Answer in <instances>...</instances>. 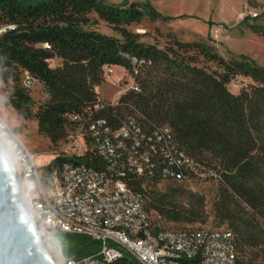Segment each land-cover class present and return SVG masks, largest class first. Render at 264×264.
Here are the masks:
<instances>
[{
  "label": "trees",
  "instance_id": "1",
  "mask_svg": "<svg viewBox=\"0 0 264 264\" xmlns=\"http://www.w3.org/2000/svg\"><path fill=\"white\" fill-rule=\"evenodd\" d=\"M145 18L167 20L148 2L0 0V27L9 28L0 35V80L9 105L28 118L32 100L22 86L25 74L40 83L47 99L34 118L38 133L51 146L66 139L68 129L75 126L74 115L95 114L117 123L139 112L142 124L170 128L178 147L199 166L200 175L213 170L218 179H211L219 181L221 190L246 205L252 219L264 218V68L244 55L226 60L206 43L172 39L164 49L144 44L130 27ZM97 20L119 38L92 29ZM250 29L264 39V26ZM132 58L145 63L135 78L138 92L119 97L114 109L94 113L96 105L104 104L97 92L104 69L117 66L130 72ZM54 59L60 64L51 67ZM236 77L253 84L234 95L227 85ZM70 162L101 164L91 147L83 156L55 157L47 170L59 176ZM127 183L143 196L155 231L189 230L206 220L201 210L179 199L187 191L185 183L159 178H128ZM227 206L224 202L217 209L213 226L240 215ZM246 223L233 225L230 232L237 264H256L262 242L246 233ZM64 238L65 258H85L99 250V243L89 237Z\"/></svg>",
  "mask_w": 264,
  "mask_h": 264
},
{
  "label": "built area",
  "instance_id": "2",
  "mask_svg": "<svg viewBox=\"0 0 264 264\" xmlns=\"http://www.w3.org/2000/svg\"><path fill=\"white\" fill-rule=\"evenodd\" d=\"M5 31L0 28V35ZM130 62V82L124 93L138 92L135 78L145 64L134 58ZM105 71L112 74V67ZM34 83L25 74L23 86L29 89ZM116 105L113 100L98 104L94 113ZM143 119L139 112L117 123L95 114L72 116L81 141H75L71 156H83L88 140L101 164L67 163L59 176L55 170L50 172L47 186L41 181L36 156L0 119V146L14 164L22 198L42 236H86L99 243L96 254L65 258L63 264H237L230 232L152 229L144 198L131 189L127 179L187 183L200 174L169 127L147 126ZM205 175L218 179L213 170Z\"/></svg>",
  "mask_w": 264,
  "mask_h": 264
},
{
  "label": "rangeland",
  "instance_id": "3",
  "mask_svg": "<svg viewBox=\"0 0 264 264\" xmlns=\"http://www.w3.org/2000/svg\"><path fill=\"white\" fill-rule=\"evenodd\" d=\"M111 4L145 3L148 2L163 18L167 20L151 21L143 19L139 25H132L130 30L139 34L140 42L155 45L164 49L170 40L181 42H201L209 44L226 60L244 55L254 60L264 68V39L255 34L251 26H264V0H105ZM254 15L256 18H254ZM96 19L95 16H92ZM1 29H9L0 27ZM92 29L104 35L119 38L107 24L97 20ZM211 38V39H210ZM56 59L50 62L51 67L58 66ZM209 67L211 65H208ZM213 67V66H211ZM214 68V67H213ZM104 82L97 89L100 102L109 104L112 100L117 102L125 93L122 91L130 82L128 71L122 67H112V74H106L104 69ZM252 81L244 77H236L228 85L230 93L237 95L243 88L252 85ZM23 86V84H22ZM32 100L29 108L30 116L25 118L22 111H17L8 103L7 92L0 80V119L14 133L23 146L36 156V165L40 171L44 186L50 182L48 164L57 156H71L74 154L75 141H81L76 126L68 129V136L56 146H51L49 140L38 133L34 114L39 106L44 104L47 95L43 86L35 81L28 89ZM91 150L86 143L85 153ZM84 153V154H85ZM186 193L179 199L195 209L204 213L205 222L188 226L189 230H218L233 232V225L247 222L245 231L257 237L262 242L256 264H264V218L256 215L252 219V211L244 204L229 197V194L220 189L219 181L207 177L205 174L197 176L195 180L185 183ZM160 187V186H159ZM228 204V209L234 214H240L220 227L211 223L216 216L217 209L222 204ZM253 220V221H252ZM171 230H176L172 228ZM234 236V235H233ZM61 243H67L62 236H56ZM49 251L59 263L58 257H64L63 248L59 252L56 246ZM59 255V256H58ZM62 262V263H61ZM59 264H63L61 261Z\"/></svg>",
  "mask_w": 264,
  "mask_h": 264
},
{
  "label": "water",
  "instance_id": "4",
  "mask_svg": "<svg viewBox=\"0 0 264 264\" xmlns=\"http://www.w3.org/2000/svg\"><path fill=\"white\" fill-rule=\"evenodd\" d=\"M44 240L61 250L58 237L42 236L22 198L14 164L0 146V264H58Z\"/></svg>",
  "mask_w": 264,
  "mask_h": 264
},
{
  "label": "bare ground",
  "instance_id": "5",
  "mask_svg": "<svg viewBox=\"0 0 264 264\" xmlns=\"http://www.w3.org/2000/svg\"><path fill=\"white\" fill-rule=\"evenodd\" d=\"M46 242H47V241L44 240V245L47 247L48 250H49V248H50V249H54V248L48 247V245L46 244ZM47 243H50V242H47ZM51 244H53V243H51ZM53 245L56 246V250H57V252H59V248H58V246H57L56 244H53ZM53 256H54V255H53ZM58 256H59V255H58ZM55 259H56V258H55ZM58 260H59V263L62 261L60 257H58ZM56 261H57V260H56ZM57 262H58V261H57ZM59 263H58V264H59ZM61 263H62V262H61Z\"/></svg>",
  "mask_w": 264,
  "mask_h": 264
}]
</instances>
